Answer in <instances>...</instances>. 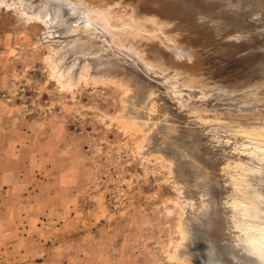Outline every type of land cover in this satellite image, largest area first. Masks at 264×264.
I'll use <instances>...</instances> for the list:
<instances>
[{
  "label": "rangeland",
  "instance_id": "374dc122",
  "mask_svg": "<svg viewBox=\"0 0 264 264\" xmlns=\"http://www.w3.org/2000/svg\"><path fill=\"white\" fill-rule=\"evenodd\" d=\"M39 1L25 10L0 0V264H193L180 250L203 190L186 191L173 163L146 146L148 121L126 118L129 88L59 71L63 37L28 15ZM63 1L96 27L81 35L84 49L104 50L146 85L134 111L165 103L182 121L173 131L206 132L208 157L187 181L209 166L216 221L206 228L244 258L233 210L251 203L264 228V187L250 176L256 199L234 193L238 151L264 128V0Z\"/></svg>",
  "mask_w": 264,
  "mask_h": 264
},
{
  "label": "bare ground",
  "instance_id": "6f19581e",
  "mask_svg": "<svg viewBox=\"0 0 264 264\" xmlns=\"http://www.w3.org/2000/svg\"><path fill=\"white\" fill-rule=\"evenodd\" d=\"M16 1L19 2L21 6L25 8V10H28L30 7L32 8V4H30L29 0H16ZM234 3H236V1ZM67 5L68 3L63 0H41L38 2L37 6L32 9V11L31 10L28 11L29 16L35 15L39 19H41V21L46 24L47 29H49V31L56 33L58 36L63 37V39H60L56 41V43H54V49L56 51V56H57L56 62L58 63L59 71L62 74L67 73L68 74L67 77L73 82L78 81L82 77V71L85 70L88 74L89 79H93L95 81V80L114 78L116 80H119L123 85L129 88L130 93L124 97V100L126 102L125 107L127 112V114L125 113L126 118L129 121H133L134 123L135 122L141 123L142 122L141 119L143 120V118L148 121L146 122L148 123V126L146 127V129L148 130L146 136V146L147 145L148 147L153 146V148L150 147L152 151L160 152L166 159H168L173 163L176 172L175 174L178 173L179 175L182 176V179L184 178L181 182L182 183L181 185H183L186 188V191H188V188H190L191 186L199 187L200 189L203 190L204 197L202 200L205 202V206L203 205V207L205 208L203 209L199 208L200 210L197 211L198 214L195 213L197 216L192 218L194 220L189 221V224L187 223L188 225L185 228L187 241L185 242L183 247L181 246L182 249L180 248L181 249L180 257L184 260L185 258L190 259V254L192 253V251H195V249L199 247V242L204 241L203 248L205 254L207 255L209 264H244L242 262L237 263V261H231V259H229L227 255L228 250L226 244L228 241L227 242L225 241L226 243H223L222 241L218 240L216 237L209 234L210 228H206L213 221H216L214 211L208 210V209H213L212 203L214 202V199L212 196V192L215 189V186L213 184L216 181L215 176L213 175H212L213 177L210 176L211 171L209 170V166L205 167L207 170V175L199 176V177H196L197 176L196 175L195 176L196 178L193 177L195 180L192 183L190 181L189 182L187 181L188 178H190L192 175H195L197 172L201 170L200 167L201 165L199 166V163L202 162L205 163L206 161L207 152L205 151L206 150L205 147L201 146L202 145L201 141H205L207 139V136L205 135L206 132L197 133L195 134V136H191V134L187 132L173 131L175 129L174 126L176 125V123L179 125L180 123H182V121L178 117H174V115L170 112L171 108L165 103H158L159 104L158 108L155 109L157 111H155L152 114L146 113L141 115L138 114V112L140 111L137 112L134 111L131 107L133 105H136L138 100H141L142 98H147L148 96L146 85L141 81V79L134 78L129 73L120 70L119 67H117L115 64H113V62H111L108 59L109 56L108 57L105 56L104 50L103 51L99 49L96 50V47H92L91 50L89 51L86 50L87 48L84 49L86 47L85 46L86 41L85 39H83L84 37L81 35L84 34V32H86L87 30H89L86 28L87 25L89 26L88 28L90 29H95L96 27L92 25V21H90L91 24L87 22L89 19L82 20L81 19L82 16L79 13H77L76 11L72 12L71 11L72 9L66 8L68 7ZM82 28H86V29L83 30ZM245 117L236 115L235 118L239 120L240 118H245ZM224 118H232V117L229 116ZM247 118L250 119L251 117H247ZM171 119L173 121H169ZM249 137L250 140L244 143V146H247L248 149L246 148L247 150L244 151L243 153L238 151L240 158L237 160V162H235V166H236L235 168L237 170L235 177L237 178V182H239L240 185L235 188L234 193H235V197L238 198L239 202L244 201L245 199L247 200L256 199L255 196L256 193L254 192L255 190L245 187V182L247 178H250V176H253L252 179H255V183H258L259 185H262L264 187V175L263 177H260L261 174L260 170L264 168V160L261 159L262 157L264 158V128L260 132L250 131ZM158 138L160 140L157 144H155V141ZM208 140L209 139H207V141ZM224 141H228L225 135H224ZM201 149H203L204 150L203 152L206 153L205 154L203 153V155H201L200 154ZM209 163L211 162L209 161L208 164ZM211 165L212 164H210V166ZM250 166L256 167L257 170L256 169L252 170ZM196 196L197 194L193 195L192 193V197H194V200ZM261 201L263 203L262 211H264V195L263 198H261ZM257 214L258 213L251 208V203L247 205L243 204L241 207L234 209L231 214V218H233L235 222L233 226L234 227L238 226V229L241 234L239 240L236 241L238 243H241L242 242L241 240H243L242 237L245 235L246 245L244 246L245 248L242 253L244 257L251 259L257 256L258 251L259 253L261 252L259 250L258 244L261 243L260 242L261 240L264 241V228H256L254 225V223H256L259 219V215ZM218 216L221 217V215L219 214ZM228 221L229 220L227 219H225L224 221L226 223L225 224L226 226H228L230 224L229 222L232 220H230L229 222ZM238 221L240 223L239 225H236ZM225 231L227 232V230ZM237 242L236 244H238Z\"/></svg>",
  "mask_w": 264,
  "mask_h": 264
},
{
  "label": "water",
  "instance_id": "95a60500",
  "mask_svg": "<svg viewBox=\"0 0 264 264\" xmlns=\"http://www.w3.org/2000/svg\"><path fill=\"white\" fill-rule=\"evenodd\" d=\"M261 243L258 244L259 250L261 251L255 258H242L240 254L237 252V248L235 249L232 245L227 246L228 250V258L231 259V261H237V263H244V264H264V241H260ZM204 241L199 242V247L195 249V251H192L190 254V260L193 262V264H209V261L207 259V255L205 254L204 248H203ZM255 259V262H254Z\"/></svg>",
  "mask_w": 264,
  "mask_h": 264
}]
</instances>
